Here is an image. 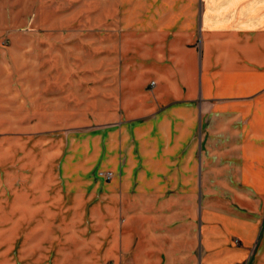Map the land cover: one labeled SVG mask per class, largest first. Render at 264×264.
Segmentation results:
<instances>
[{
  "label": "crops",
  "instance_id": "1",
  "mask_svg": "<svg viewBox=\"0 0 264 264\" xmlns=\"http://www.w3.org/2000/svg\"><path fill=\"white\" fill-rule=\"evenodd\" d=\"M197 2V14L123 34L119 62L100 65L112 177L72 176L65 192L102 220L97 264H264V207L203 201L217 198L204 184H264V0H204L205 13Z\"/></svg>",
  "mask_w": 264,
  "mask_h": 264
},
{
  "label": "rangeland",
  "instance_id": "2",
  "mask_svg": "<svg viewBox=\"0 0 264 264\" xmlns=\"http://www.w3.org/2000/svg\"><path fill=\"white\" fill-rule=\"evenodd\" d=\"M197 1L0 0V264H97L102 220L95 210L68 208L65 192L72 176L110 172L93 102L100 65L119 62L123 34L164 15L197 14ZM81 82H95L96 94L84 96ZM68 83L80 99L66 97ZM88 107L92 116L84 118ZM210 185L217 198L204 202L229 211L264 207V184L203 190Z\"/></svg>",
  "mask_w": 264,
  "mask_h": 264
},
{
  "label": "built area",
  "instance_id": "3",
  "mask_svg": "<svg viewBox=\"0 0 264 264\" xmlns=\"http://www.w3.org/2000/svg\"><path fill=\"white\" fill-rule=\"evenodd\" d=\"M101 176H102L103 178H105L106 180H109V179H111V177H112V173H111V172L101 173Z\"/></svg>",
  "mask_w": 264,
  "mask_h": 264
}]
</instances>
